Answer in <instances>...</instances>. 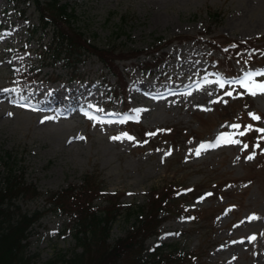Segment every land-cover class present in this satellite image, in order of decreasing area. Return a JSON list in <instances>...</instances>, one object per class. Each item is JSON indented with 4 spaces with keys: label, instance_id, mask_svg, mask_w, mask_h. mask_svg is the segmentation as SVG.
I'll return each mask as SVG.
<instances>
[{
    "label": "rangeland",
    "instance_id": "1",
    "mask_svg": "<svg viewBox=\"0 0 264 264\" xmlns=\"http://www.w3.org/2000/svg\"><path fill=\"white\" fill-rule=\"evenodd\" d=\"M60 1L86 45L130 59L114 62L122 88L87 52L55 61L47 55L54 30L42 28L35 0H0V86L9 81L21 92L55 91L65 99L73 89L94 110L64 124L58 114L0 104V155H11L13 174L40 193L13 202L21 214H40L25 241L29 264H62L61 256L81 252L74 216L54 211L49 194L79 188L92 173L126 207L144 205L153 189L197 188L193 195L201 197L184 206L205 212L203 220L163 215L143 255L176 245L182 254L197 252L195 264H264V93L252 94L264 84V75H255L264 73V0ZM241 45L238 55L227 52ZM28 62L34 70L24 73ZM127 118L148 131L143 147L124 129ZM169 129L183 141L171 134L159 140ZM4 167L0 162V185ZM135 223L122 213L108 242Z\"/></svg>",
    "mask_w": 264,
    "mask_h": 264
},
{
    "label": "trees",
    "instance_id": "2",
    "mask_svg": "<svg viewBox=\"0 0 264 264\" xmlns=\"http://www.w3.org/2000/svg\"><path fill=\"white\" fill-rule=\"evenodd\" d=\"M16 2V0H14ZM43 29L54 30L53 41L47 55L54 60H63L80 55V51L96 56L111 73L117 74L114 62L129 59V55L116 52L113 48L99 49L94 45H86L83 35L71 27L73 18L68 4L60 0H48L42 6L34 2ZM245 46L229 47L227 52L238 55ZM241 53V52H240ZM135 55V54H133ZM150 70V66H149ZM119 80V79H118ZM122 84V78L119 80ZM129 130H133L132 127ZM138 130V131H137ZM135 134L144 139L145 132L137 129ZM161 140L173 138L183 141L179 131L163 130ZM180 144V143H175ZM0 162L5 167L3 183L0 185V264H29L30 258L25 257L27 234L34 223L40 218L39 213L21 214L13 205L19 197L38 198L40 193L33 185L25 184L21 178L13 174L14 161L11 155H0ZM78 189V190H77ZM197 191H185L180 187H162L153 189L148 194L144 205L124 206L117 195L104 192L99 176L92 173L85 175L79 188L69 187L58 193L49 194V203L54 211H60L75 218L74 237L81 252L71 258L61 256L62 264H195L199 259L197 252L182 254L176 245L157 247L147 255H143L145 241L155 234L163 221V215L183 214L184 204L198 195ZM103 199L102 209L94 207V201ZM124 213L127 218L135 217L136 223L126 235L109 243L111 225L118 216ZM189 214V212H188ZM205 212H193L191 216L196 222L203 220ZM48 264H55L50 262Z\"/></svg>",
    "mask_w": 264,
    "mask_h": 264
},
{
    "label": "bare ground",
    "instance_id": "3",
    "mask_svg": "<svg viewBox=\"0 0 264 264\" xmlns=\"http://www.w3.org/2000/svg\"><path fill=\"white\" fill-rule=\"evenodd\" d=\"M27 71H33L34 67L28 62ZM96 84V83H95ZM143 84H139V86ZM88 84L84 86V92L88 91ZM64 95H68L65 99L58 95L55 91H44L40 89L26 90L21 92L17 90L14 86L6 84L0 86V104L7 102L15 105L20 103V107L23 105H28L30 109L36 114H48L52 113V116L58 114V118L65 121L64 124H68L69 118H71L75 113L86 111L89 114H93L94 110L89 109L86 104L84 97L78 94L73 89H68ZM25 103V104H23ZM68 120V121H67Z\"/></svg>",
    "mask_w": 264,
    "mask_h": 264
},
{
    "label": "snow or ice",
    "instance_id": "4",
    "mask_svg": "<svg viewBox=\"0 0 264 264\" xmlns=\"http://www.w3.org/2000/svg\"><path fill=\"white\" fill-rule=\"evenodd\" d=\"M255 75H264V73H257ZM251 79H252V74H249V76L246 77V80L251 81ZM257 91H259L261 93H264V84L257 85L256 88L252 90V94L255 95ZM253 118L254 119H259V117H253ZM260 131L264 132V130H260ZM197 155H199V152L197 153ZM249 159H251V157H249ZM252 239H254V238H252Z\"/></svg>",
    "mask_w": 264,
    "mask_h": 264
}]
</instances>
